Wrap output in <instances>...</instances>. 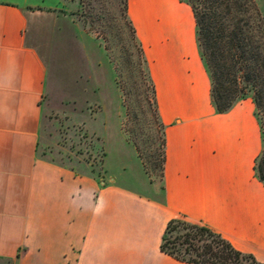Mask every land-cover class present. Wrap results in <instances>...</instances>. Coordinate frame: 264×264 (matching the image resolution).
<instances>
[{
  "label": "crops",
  "instance_id": "0c3cea01",
  "mask_svg": "<svg viewBox=\"0 0 264 264\" xmlns=\"http://www.w3.org/2000/svg\"><path fill=\"white\" fill-rule=\"evenodd\" d=\"M0 0V264H186L159 250L167 222L207 227L264 264L262 142L252 100L210 103L194 19L180 0H126L164 140L159 182L96 176L41 148L47 59L59 15Z\"/></svg>",
  "mask_w": 264,
  "mask_h": 264
},
{
  "label": "rangeland",
  "instance_id": "374dc122",
  "mask_svg": "<svg viewBox=\"0 0 264 264\" xmlns=\"http://www.w3.org/2000/svg\"><path fill=\"white\" fill-rule=\"evenodd\" d=\"M57 1L42 100L43 155L99 177L159 182L162 126L126 0ZM253 1L264 20V0Z\"/></svg>",
  "mask_w": 264,
  "mask_h": 264
},
{
  "label": "trees",
  "instance_id": "16d2710c",
  "mask_svg": "<svg viewBox=\"0 0 264 264\" xmlns=\"http://www.w3.org/2000/svg\"><path fill=\"white\" fill-rule=\"evenodd\" d=\"M180 1L189 6L194 19L214 111L224 113L249 95L261 115L262 147L253 170L256 179L264 183V20L253 0ZM163 159L162 153L160 175ZM176 232L179 234L172 236ZM159 250L186 264H261L207 227L182 218L167 222Z\"/></svg>",
  "mask_w": 264,
  "mask_h": 264
}]
</instances>
